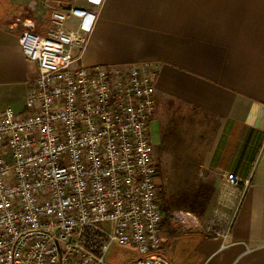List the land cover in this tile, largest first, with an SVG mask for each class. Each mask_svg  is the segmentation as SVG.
Returning <instances> with one entry per match:
<instances>
[{
  "label": "built area",
  "instance_id": "built-area-1",
  "mask_svg": "<svg viewBox=\"0 0 264 264\" xmlns=\"http://www.w3.org/2000/svg\"><path fill=\"white\" fill-rule=\"evenodd\" d=\"M29 13L12 24L37 74L24 109L0 112V264H168L150 137L157 68L79 65L96 8L54 11L45 35ZM223 179L202 229L226 239L251 179Z\"/></svg>",
  "mask_w": 264,
  "mask_h": 264
},
{
  "label": "crops",
  "instance_id": "crops-1",
  "mask_svg": "<svg viewBox=\"0 0 264 264\" xmlns=\"http://www.w3.org/2000/svg\"><path fill=\"white\" fill-rule=\"evenodd\" d=\"M98 1L0 0V97L21 98L22 111L37 74L14 16L30 11L31 29L45 35L54 11L96 8L77 63L153 62L158 77L150 137L163 173L159 184L169 193V176L176 174L181 190L186 182L192 190L194 181L214 189L203 217L189 204L173 205L162 255L168 264H264V0ZM77 25L75 18L67 22ZM79 50L75 46L73 54ZM224 172L251 179L226 239L202 229L217 206Z\"/></svg>",
  "mask_w": 264,
  "mask_h": 264
},
{
  "label": "trees",
  "instance_id": "trees-1",
  "mask_svg": "<svg viewBox=\"0 0 264 264\" xmlns=\"http://www.w3.org/2000/svg\"><path fill=\"white\" fill-rule=\"evenodd\" d=\"M159 177L163 180V173L158 165ZM160 185L161 209L164 214L163 225L167 228L171 226L173 203L163 181ZM214 189L208 185L202 184L200 188L189 197V210L199 217H203L208 209Z\"/></svg>",
  "mask_w": 264,
  "mask_h": 264
},
{
  "label": "rangeland",
  "instance_id": "rangeland-1",
  "mask_svg": "<svg viewBox=\"0 0 264 264\" xmlns=\"http://www.w3.org/2000/svg\"><path fill=\"white\" fill-rule=\"evenodd\" d=\"M22 106V100L21 98L17 100L14 95H5L3 97H0V112L4 110L5 108H11L14 111H18L19 108ZM171 181H170V187L171 189L169 190L170 197L172 199V203L174 205L175 209H178L181 207V203H184L185 205L189 204V197L199 188V186L196 187V181H194L193 184L190 186L193 188L192 190H189L188 183H185V186L187 187L186 190H181V178L179 175L172 174L169 176ZM196 180V179H195ZM202 185V183H200ZM200 185V186H201ZM216 205V204H215ZM187 207V206H186ZM116 255V254H115ZM114 256V253H113ZM125 257V255H124ZM125 259V258H124Z\"/></svg>",
  "mask_w": 264,
  "mask_h": 264
}]
</instances>
